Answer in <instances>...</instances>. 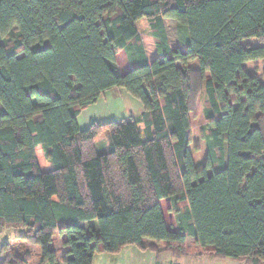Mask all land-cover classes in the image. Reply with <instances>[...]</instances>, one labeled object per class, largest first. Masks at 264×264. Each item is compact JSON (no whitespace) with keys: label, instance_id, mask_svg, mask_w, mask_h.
Returning a JSON list of instances; mask_svg holds the SVG:
<instances>
[{"label":"trees","instance_id":"16d2710c","mask_svg":"<svg viewBox=\"0 0 264 264\" xmlns=\"http://www.w3.org/2000/svg\"><path fill=\"white\" fill-rule=\"evenodd\" d=\"M166 19L184 31V50H172ZM12 31L17 39L0 41V228L25 231L13 242L56 264L59 235L65 264H93L149 240L182 252L193 238L218 257L264 264V74L246 69L264 60V0H0V37ZM116 88L142 116L81 129L82 112ZM204 88L209 121L194 125ZM163 200L182 206L180 231ZM14 256L3 264L32 254Z\"/></svg>","mask_w":264,"mask_h":264},{"label":"rangeland","instance_id":"374dc122","mask_svg":"<svg viewBox=\"0 0 264 264\" xmlns=\"http://www.w3.org/2000/svg\"><path fill=\"white\" fill-rule=\"evenodd\" d=\"M165 25L169 36V41L172 50H184V44L182 43V37L184 31L180 28L176 20L166 19ZM140 33L148 34L151 31L150 20L143 18L137 22ZM19 33L12 31L11 37L8 39L1 38L0 41L5 43L9 39H17ZM246 46L260 45L255 38L246 39L244 41ZM125 51H119L117 53V63L120 69L125 70L129 62ZM196 66L198 64L195 62ZM194 64V65H195ZM246 69L249 73L254 74L260 78H263L264 74V60L250 61L246 64ZM121 91V92H120ZM124 92V93H123ZM143 106L140 101L131 97L124 89L116 88L103 95L100 100L88 107L82 112L79 117V125L81 129L88 128L91 123L105 122V121H117L131 120L133 118L138 119L142 116ZM209 112L207 108V94L205 88L202 90L197 103L196 108L192 112V121L194 125H205L208 121ZM143 129V125H141ZM107 134L102 133L97 140V149L102 152L103 147L106 146ZM193 150V155L196 164L200 166V157L196 151ZM38 160L43 168H48L43 149L39 147L37 149ZM166 222L170 229L174 231H180L182 229L180 222H178V208L182 207L180 203L174 200H165L162 202ZM90 229H93L90 227ZM22 229H9L3 230L0 228V264H3L5 260L11 259L16 261L15 255H22L27 250L32 254L31 262L29 264H39V251L38 247L29 246L21 240H14L13 238L24 234ZM66 237L62 238L56 235L51 248L57 253V263L65 264V259L69 258L68 247L64 245ZM147 248L142 250L137 246L130 245L124 247L118 254H109L100 252L95 255L93 264H251L250 260H236L230 257H218L214 254L211 248H202L195 239L188 238L186 245L182 252L173 251L167 249L165 242L147 241ZM10 248L12 251H10Z\"/></svg>","mask_w":264,"mask_h":264},{"label":"crops","instance_id":"0c3cea01","mask_svg":"<svg viewBox=\"0 0 264 264\" xmlns=\"http://www.w3.org/2000/svg\"><path fill=\"white\" fill-rule=\"evenodd\" d=\"M122 51H124V50H122ZM127 57H128V56H127ZM128 60H129V59H128ZM119 69H120V68H119ZM130 69H131V63H130V61H129L128 64H127V68H126L125 70L120 69V71H121L122 74H126ZM113 90H114V89H113ZM111 91H112V90H111ZM120 92H121V91H120ZM123 93H124V92H123ZM104 95H105V94H104ZM106 146H107V145H106ZM38 148H39V147H38ZM38 148H37V149H38ZM41 148H42V147H41ZM105 150H106V148L103 149L102 152H105ZM39 163H40V162H39ZM40 165H41V164H40ZM41 167H42V166H41ZM42 170L45 171V170H47V168L45 169V168L42 167ZM163 201H165V200H163ZM163 201H162V202H163ZM85 224H86V223H85ZM85 224H84V225H85ZM87 224H88V223H87ZM89 224H90V223H89ZM93 224H95V223H93ZM85 226H86V225H85Z\"/></svg>","mask_w":264,"mask_h":264}]
</instances>
